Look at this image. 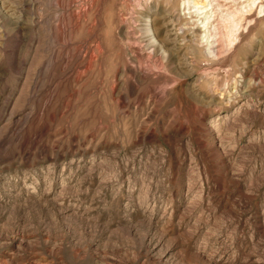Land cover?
<instances>
[{"label": "rangeland", "instance_id": "1", "mask_svg": "<svg viewBox=\"0 0 264 264\" xmlns=\"http://www.w3.org/2000/svg\"><path fill=\"white\" fill-rule=\"evenodd\" d=\"M193 1L0 0V264H264V0Z\"/></svg>", "mask_w": 264, "mask_h": 264}, {"label": "bare ground", "instance_id": "2", "mask_svg": "<svg viewBox=\"0 0 264 264\" xmlns=\"http://www.w3.org/2000/svg\"><path fill=\"white\" fill-rule=\"evenodd\" d=\"M254 1V0H253ZM194 2V8H195V11L196 12H199V13H203V16H201L199 18V21L197 22L196 24V27H199V28H203L204 30V34L202 35V40H201V43H204V47L203 49L201 50H198L199 54L202 55L203 57H211L212 55L215 54V52L217 51V49H215V47L217 46V43H216V40L215 38H213L214 36H212L209 32H208V29H209V25H210V19L206 13L207 11V7H206V4H203V3H200L198 2L197 0L196 1H193ZM184 6V5H183ZM189 6V5H188ZM187 9L186 10H189L190 7H186ZM188 12H191L188 11ZM183 13H186L185 11H183ZM195 34V33H194ZM192 37V36H191ZM193 47V46H192ZM197 52V53H198ZM140 67V66H139ZM138 67V68H139ZM141 68H143L141 66ZM140 68V69H141ZM145 69V67L143 68ZM123 71V70H121ZM121 73V72H120ZM135 74V73H134ZM140 76V75H139ZM144 76V75H142ZM138 78V77H137ZM141 79V78H139ZM138 80V79H137Z\"/></svg>", "mask_w": 264, "mask_h": 264}]
</instances>
